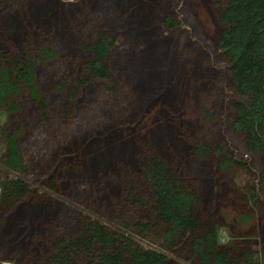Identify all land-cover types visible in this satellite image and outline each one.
I'll use <instances>...</instances> for the list:
<instances>
[{"label": "rangeland", "instance_id": "374dc122", "mask_svg": "<svg viewBox=\"0 0 264 264\" xmlns=\"http://www.w3.org/2000/svg\"><path fill=\"white\" fill-rule=\"evenodd\" d=\"M216 1L0 0V56L11 49L21 54L27 44L33 52L44 46L59 55L57 61L42 69L46 74L40 86L47 105L45 113L24 95L15 103L16 111L9 116L0 114V172L4 171L1 161L5 133L15 135L23 159H32L29 165L33 162L43 166L36 172L24 173L31 188L38 191L36 195L12 212L0 211V242L10 244L8 253L1 252L0 264H22L23 260L38 264L35 245L26 244L24 236L31 234L33 241L50 240L43 239L45 230L60 221L89 218L112 231L126 222L131 227V218L125 217L130 215L128 209L111 203L102 206L95 200L97 192L89 198L81 197L79 190L86 187L88 173L100 176L110 167L120 179L127 177L126 171L133 177L113 186L102 183L100 189L107 193L109 202L123 195L126 183L144 190L137 168L140 158L150 153L169 158L181 178L200 189L201 215L209 216L221 229V242L230 246L231 258L241 253V239L251 238L255 247L264 251V211L240 200L245 197L243 187L252 184V173L259 169L255 159L241 151L240 144L221 128L218 120L225 121L224 110L232 94L225 74L227 63L213 51L220 32ZM165 16L181 24L180 30L166 33L161 29L159 21ZM107 21L113 23L111 35L116 40L111 75L108 80L84 83L82 63L89 61L85 43L93 39L95 25L105 26ZM191 46L200 49V56H195ZM31 57L39 68L34 53ZM62 79L66 80L65 91L53 94ZM76 86L81 88L69 105L71 110L65 112ZM129 100L140 114L126 118L122 128L111 119L116 111L106 116L105 110L117 101ZM114 126L120 128L114 130ZM112 133L116 136L111 137ZM111 138L117 146L128 140L133 146L120 145L107 156L92 157V153L106 149ZM200 140L214 148L225 141L252 173L219 171L214 159H198L194 150ZM88 142L94 143L88 147ZM53 173V189L48 190L43 184ZM145 199L148 201L147 196ZM153 226L146 240L139 241L145 249L156 245L152 239L160 226ZM169 256L170 261L191 264L183 255Z\"/></svg>", "mask_w": 264, "mask_h": 264}, {"label": "trees", "instance_id": "16d2710c", "mask_svg": "<svg viewBox=\"0 0 264 264\" xmlns=\"http://www.w3.org/2000/svg\"><path fill=\"white\" fill-rule=\"evenodd\" d=\"M215 7L220 32L213 44V51L227 63L225 74L232 94V100L224 110L225 121L222 122L221 118L218 120L221 121V128L224 127L228 135L240 144L241 151L255 159L259 171L252 173L253 170L244 161L238 160L223 140L216 148L208 141H198L194 155L198 159H214L219 171L232 173L242 170L252 173V184L243 187L245 197L240 200L264 211V0H217ZM159 22L166 33L180 30L181 24L172 17L165 16ZM107 23L105 26L95 25L93 39L85 43L84 51L89 61L82 63L84 83L108 80L111 75L110 63L116 40L111 35L112 21ZM27 45L21 54L11 49L0 56V114L4 113L5 116L17 110L15 103L24 95L39 105L41 113L47 110L40 87L42 77L46 75L42 74V69L57 61L59 55L44 46L33 52L30 44ZM191 48L198 56L200 49L195 46ZM32 53L40 62L39 68H36ZM65 84V79L60 80L53 88V94L61 95L65 91ZM76 87L65 104V112L71 110L69 105L75 99L77 89L81 88ZM113 92L116 98L117 94ZM117 102L104 109L108 114L106 116L116 111L111 119L124 128L125 119L140 112L135 109L132 100ZM116 126L114 130L120 128ZM114 135L110 134L111 137ZM4 140L6 148L1 161L4 171L0 172V211L12 212L18 204L38 192L31 188L24 173L28 170L36 172L43 166L33 162L29 165L27 162L32 159H23L14 134L5 133ZM112 140H109L111 143L106 149L92 153V157L107 156L122 147L120 145L133 146L131 140L120 141L119 146ZM93 143L88 142L87 146ZM163 157L155 153L141 157L137 170L144 190H138L133 183H126L123 195H118L115 202H109L107 193L100 189L102 183L113 186L133 177V173L126 175L127 171L124 172V176H127H123L124 179H120L113 167L96 177L88 173L84 181L86 187L79 190L80 196L90 198L93 192H97L95 200L100 205L111 203L112 206L115 204L128 209L130 215L125 217H130L133 225L129 227L126 222L122 228L112 231L100 222L85 218L50 225L43 236V239L48 237L50 240L33 241L31 234L25 235L23 240L26 239V244L35 245L38 264H180L170 261L169 255L173 254L179 257L183 255L191 264H264V251L256 248L257 244L251 238L241 239V253L237 258L230 257V246L221 242V229L211 222L209 216L201 215L203 196L200 189L190 180L182 179L172 166L173 161ZM11 174L14 177L9 178ZM54 178L53 173L43 187L52 190ZM143 193H146L148 201ZM154 224L160 226L159 233L152 239L157 241L156 245L145 249L139 241L145 239ZM244 224H248V219H244ZM7 245H10L8 241L0 242V254L10 251ZM21 263L32 264L29 260Z\"/></svg>", "mask_w": 264, "mask_h": 264}]
</instances>
